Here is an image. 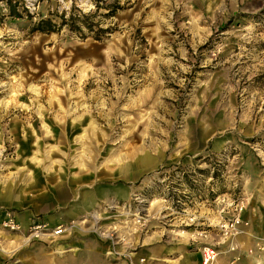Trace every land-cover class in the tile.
I'll list each match as a JSON object with an SVG mask.
<instances>
[{
    "label": "rangeland",
    "instance_id": "1",
    "mask_svg": "<svg viewBox=\"0 0 264 264\" xmlns=\"http://www.w3.org/2000/svg\"><path fill=\"white\" fill-rule=\"evenodd\" d=\"M0 208L73 224L0 264H264V0H0Z\"/></svg>",
    "mask_w": 264,
    "mask_h": 264
},
{
    "label": "built area",
    "instance_id": "2",
    "mask_svg": "<svg viewBox=\"0 0 264 264\" xmlns=\"http://www.w3.org/2000/svg\"><path fill=\"white\" fill-rule=\"evenodd\" d=\"M137 224H140V217L136 218ZM233 225V223L231 224ZM230 226V225H229ZM227 226V228L229 227ZM73 224L71 223H57L53 226L49 225V222L43 218H40L38 214H32L26 224L27 238H34L40 235H45L52 238L64 235L70 232ZM0 228L9 229L12 231H22L24 225L17 218V213L14 210H6L4 216L0 219ZM115 231L103 233L104 238L108 241V253L115 258L125 257L124 264H142L145 261L144 256H137V261H132L130 258V251L124 252L117 248V244L120 243L118 235L114 234ZM217 257L216 248L211 245H205L201 250L202 264H211Z\"/></svg>",
    "mask_w": 264,
    "mask_h": 264
},
{
    "label": "crops",
    "instance_id": "3",
    "mask_svg": "<svg viewBox=\"0 0 264 264\" xmlns=\"http://www.w3.org/2000/svg\"><path fill=\"white\" fill-rule=\"evenodd\" d=\"M5 209H1L0 208V219L4 216L5 214ZM30 215H23V214H17V218L20 220V222L24 225L25 223L27 224L28 220H29ZM2 231H4V229L0 228V234H2ZM149 239H145V241L150 242L151 241V235L148 236ZM141 246V243H140ZM135 253L138 251L137 249H135ZM140 255V254H139ZM150 256H152V254H148L147 257L149 258ZM146 258V256H144ZM161 258H163L164 260H170L173 261V259L169 258L168 256H161Z\"/></svg>",
    "mask_w": 264,
    "mask_h": 264
},
{
    "label": "trees",
    "instance_id": "4",
    "mask_svg": "<svg viewBox=\"0 0 264 264\" xmlns=\"http://www.w3.org/2000/svg\"><path fill=\"white\" fill-rule=\"evenodd\" d=\"M48 24V27H46L43 24ZM51 26V30L53 29V23L49 18L46 19H39L35 24H34V28L35 29H39V30H45V29H49Z\"/></svg>",
    "mask_w": 264,
    "mask_h": 264
}]
</instances>
